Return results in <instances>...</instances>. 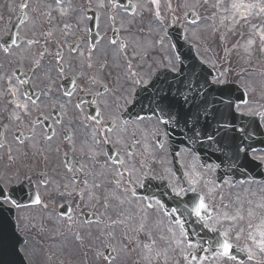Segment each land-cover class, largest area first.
<instances>
[{
	"label": "flooded vegetation",
	"instance_id": "flooded-vegetation-1",
	"mask_svg": "<svg viewBox=\"0 0 264 264\" xmlns=\"http://www.w3.org/2000/svg\"><path fill=\"white\" fill-rule=\"evenodd\" d=\"M23 3L27 9H21ZM101 3L105 6L100 7ZM62 11L66 14L61 15ZM155 11L152 0H124L115 6L112 0H63L61 4L57 0H0V41L9 35L15 40L16 31L20 36L19 48L9 45L11 54L0 43V76L19 68L39 96L30 117L10 121L9 97L0 95V183L8 190L13 181L35 183L41 208L60 214L75 240L91 243L86 238L90 237L98 244L109 242L105 212L109 205L115 207L112 219L120 224L135 221L138 205L149 209L139 195L148 194L152 182L164 180L153 158L159 148L168 153L173 191L183 198L191 189L186 176L182 180L178 176L165 125L155 114L149 116L138 108L139 97L161 69L176 72L178 66L170 61L179 63L167 34H155L151 25ZM30 38L39 43L29 44ZM25 49L27 54L22 55ZM57 51L63 57V72L57 65ZM93 76L97 83L91 82ZM151 105L161 112L156 101L148 102ZM94 112L99 116L86 120ZM40 117L41 122L33 123ZM169 126L175 131L185 128L183 120L177 123L175 118ZM17 132L24 143L16 139ZM47 135L52 139L47 140ZM177 163L184 173L179 157ZM194 190L198 191L197 186ZM150 219L146 214L145 221ZM122 233L116 230L110 241H125Z\"/></svg>",
	"mask_w": 264,
	"mask_h": 264
},
{
	"label": "rangeland",
	"instance_id": "rangeland-1",
	"mask_svg": "<svg viewBox=\"0 0 264 264\" xmlns=\"http://www.w3.org/2000/svg\"><path fill=\"white\" fill-rule=\"evenodd\" d=\"M159 2L162 5L159 9L160 19L154 14L151 22L155 34L162 36V24L170 26L178 20L186 29L188 41L195 45L197 56L218 72L220 80H230L240 86L242 84L251 92L252 96L245 106L240 105L237 110L254 113L264 119V110H261L264 109V51H260L257 44L251 50V55L244 52L243 46L252 35L250 27L241 21L230 31L221 26L217 18L215 26L219 30H214L213 21L209 17L215 9L203 6L202 0H159ZM190 11H194L199 16L197 23H190L187 20L186 16ZM251 22L264 26V17L253 18ZM171 64L177 66L175 61H171ZM255 157L264 163V153ZM181 158L189 178L202 182L205 198L213 208V217L207 219V224L218 229L220 233L228 231L231 243L238 248L246 249L253 259L252 263H238L215 255L208 261L205 260L204 264H264V251L249 239L251 234L259 242V231L264 230V185L247 183L233 186L229 180L219 184L215 167L203 168L198 159L188 152H182ZM157 159L160 160L158 149ZM159 168L166 171V164L162 163ZM114 210L113 205L105 208L108 220L115 218ZM146 212L154 215L153 227L150 226L147 231L149 234L151 229L152 233L148 246L150 251L142 245L115 246L120 255L114 264H195L190 257L189 259L185 257L189 256V253L198 252V249L188 248L183 242L177 243L178 240L184 239L179 224L172 222L158 210H155L154 214L144 211L145 220ZM237 214L243 219H226ZM17 220L19 231L27 239L21 251L29 264H90L89 259L83 256L86 246L75 244L73 240L69 242L67 240L69 235L64 238L58 237V232L67 231V226L60 225L57 214L37 209H22L17 211ZM237 235H239L238 239ZM96 248L98 247L92 249ZM158 252L161 253L157 255ZM135 254L141 258V263L137 262ZM204 255L202 253L201 258ZM95 258H92L94 264H105L104 261H96Z\"/></svg>",
	"mask_w": 264,
	"mask_h": 264
},
{
	"label": "snow or ice",
	"instance_id": "snow-or-ice-1",
	"mask_svg": "<svg viewBox=\"0 0 264 264\" xmlns=\"http://www.w3.org/2000/svg\"><path fill=\"white\" fill-rule=\"evenodd\" d=\"M124 0H112L113 6H115L118 3H123ZM58 4L63 3V0H57ZM152 4L156 6L155 15L158 19H160V12H159V0H152ZM203 6H207L208 9H215V11L212 12V15L209 17L213 21L214 30L218 31L219 28L215 26V21L217 18H219L220 25L228 28V30H233L236 25L240 24L241 21L244 22V24L248 25L250 27V31L252 32V35L249 36L248 40L246 41L245 45L243 46L244 52L251 55V50L255 45H259V50L264 51V26L252 24L253 18H259L264 17V0H202ZM100 7H104V3H101L99 5ZM170 7V4H169ZM28 4L23 3L21 5V9H27ZM66 11H62L61 15H65ZM191 15H195V13H191ZM161 22H163L161 20ZM198 21H192V23H197ZM227 22V23H225ZM20 36L19 32H15V40H13L12 35H9V37L3 41H0L4 45L3 51L5 53L11 54L12 49L9 47L10 44H13L16 48L20 47L19 44ZM29 44L35 45L39 43V40L37 38H30L28 41ZM47 43V40L45 41ZM113 44L116 43L115 40L112 41ZM73 51L76 50V46H73ZM94 50V46H93ZM27 49L22 53V55L27 54ZM57 58V65L59 67V71L63 72L65 69L63 68V65L60 64V61L63 59L61 52L57 51L55 54ZM89 61L91 60V57H88ZM37 67H39V61H34ZM171 63V61H170ZM88 67H92L91 63L88 64ZM223 75V73L221 74ZM91 82L97 83L95 76L92 77ZM30 80H27L25 75H22L20 73L19 68L16 70L15 73L7 74L4 76H0V95H4L9 97L7 100L8 105H12L11 110L8 112V119L10 121H22L23 119H26L31 116L32 108L36 105L37 100H39L38 94L34 93L30 89ZM183 83V81H181ZM213 83L212 81H209L207 77H204V84L205 88L209 87ZM215 83H224L223 80L217 79ZM85 87H87V82H85ZM195 87H197V91L193 92V86L189 85L186 89H178V95L174 96L172 95L171 89L168 91H162L161 95L157 97V105L161 112L165 111V108L168 109V118L165 119L163 122L165 124H168L171 122L173 118L176 119L177 123H179L180 120H183L184 125L188 130L192 133L193 139H195L198 135L197 130L203 129L204 125L201 124V120L203 119L205 123L208 120V117L215 116L216 113L219 111L218 109L213 111L209 108L208 102H207V92L204 89H199V85L197 84ZM104 89L107 90V85H104ZM185 91H187V95L185 94ZM204 95L205 99L201 101L199 105H196L195 108H193V105L195 104L194 97L198 98L200 95ZM223 103V101H221ZM77 107H80L79 104H77ZM234 106L229 104L228 108L231 110ZM173 108H176L177 110L175 112L172 111ZM7 110V109H6ZM99 116L98 112H94L91 117H86L87 119H96ZM139 118V117H138ZM43 120L42 117L38 118L36 121H33V123H39ZM190 125V127H189ZM204 135H208L207 131L203 132ZM215 133H213L214 135ZM64 136L66 139L71 140L72 137L68 135L67 132L64 133ZM34 138V133H33ZM211 138V137H209ZM16 139L20 141V143H24V138L21 133L17 132ZM47 140L52 139V135L46 136ZM98 142V141H97ZM0 147H3L2 144H0ZM35 147V145H33ZM75 147V145H73ZM81 170H83V165H80ZM68 171H71V166L69 165ZM121 176H123V172L119 173ZM74 180H78V177H73ZM117 184L120 183V181H116ZM87 183V181H85ZM190 191H194V189H189ZM133 194H135L133 192ZM178 196L180 195L179 192L176 193ZM63 195V193H61ZM151 198H149L150 200ZM36 203H40L39 196H35ZM4 203H8L14 207L19 206L17 203V200L15 198V194L13 193H6L2 186H0V206H3ZM149 208L153 207L152 203L149 202L147 205ZM67 209H65V212ZM165 214L170 216L172 218V222L179 224L180 230H181V236L184 238L183 241H177V243H185L188 248H194L198 249V252L189 253V256H186L185 259L191 258L195 264H204V261L208 259L207 255H204L202 258L199 255V253H205V252H215L217 256H224L229 259H235V256L233 253V244L231 243L229 239V232L224 231L223 233H220L218 229L210 226L207 224V218L209 213V206L206 204L204 198L202 196L198 197L197 201L195 202L194 206L190 209V214H194V216L200 220L205 227L208 228L209 231L213 233H217V238L214 240H211L209 242V247L205 248L204 245L197 240L188 238L187 232L184 229V223L182 220L183 212L179 209V207H164ZM63 215V214H62ZM243 219V217L239 216L237 214L233 217H226V219L229 220H235V219ZM171 231V229H170ZM259 242H257L256 237L251 235L249 236V239L252 240L254 244L261 250L264 251V230L259 231ZM239 238V235L236 237ZM163 239V237H161ZM154 243V241H153Z\"/></svg>",
	"mask_w": 264,
	"mask_h": 264
},
{
	"label": "water",
	"instance_id": "water-1",
	"mask_svg": "<svg viewBox=\"0 0 264 264\" xmlns=\"http://www.w3.org/2000/svg\"><path fill=\"white\" fill-rule=\"evenodd\" d=\"M190 19L192 21L197 20V18L193 15L190 16ZM181 34L182 32L180 30L175 32L173 31L171 33L173 44L181 60L180 73L178 75L171 76V78L178 80H184L186 78H188L189 80L197 78L201 79V82H199L198 84L199 87H203L207 92V99L209 100V102H213L212 104H216L215 109H212L213 111L218 109L217 104L219 103V120L217 119L218 114L216 113L215 115L216 120L219 122V125H217L216 127V134L213 135V133L215 132L208 131L207 129L203 130L202 140H200V143L206 141V147L210 150L212 145L214 144L213 138L217 137L216 144H219V148L217 152H215L214 154L212 153L207 157L205 154H203V151L199 149L197 144L186 141H183L184 143L178 141L177 142L180 145L184 144L188 148H191L194 152L198 153L203 158V160L216 163L220 168L219 174H222L221 178H223L224 176L229 175V165L231 162H233V159H235L236 150H238L240 146L238 142H242L243 144H245L243 145L245 147L248 145L246 141V143H244L238 138L239 135L237 136L235 134V132H237L235 128L237 119L240 120L242 127L243 123L247 122L248 119L243 118L240 115H236L234 107L231 110H229L228 108L229 104L235 106L236 104L245 101V98L242 99V97H239L238 94H240L241 91L238 90L234 85H210L209 87L205 88L204 77H207V79L210 81L211 78H214L215 75L209 68H207L196 58L193 46L185 43L183 41V38L181 37ZM195 70H197L198 72L196 73ZM242 94L244 95L243 92ZM200 99L204 100L205 96L203 95ZM221 101H223V103H221ZM204 131H207L208 135H204ZM188 135L190 134L188 133ZM228 136L232 138V141H229ZM254 136L255 133L253 134V137ZM249 137H252L251 132ZM253 147L258 148L259 145L247 146L246 152L250 151V149H252ZM245 156H247V153H245ZM14 194L18 205L31 203L34 200L31 195L24 196L23 189L20 188ZM190 209L182 211L185 230L187 231L189 238L200 241L205 246L206 241L210 242L211 240L217 238V233H211L202 226H199V224L196 223L197 218L194 219V214H190ZM22 244L23 239L16 233L15 230L14 211L12 209L9 210L3 208V206H0V264H26L19 252V247Z\"/></svg>",
	"mask_w": 264,
	"mask_h": 264
}]
</instances>
